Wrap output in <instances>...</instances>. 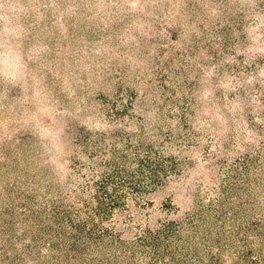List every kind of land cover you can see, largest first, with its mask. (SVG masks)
Returning <instances> with one entry per match:
<instances>
[{
    "label": "rangeland",
    "instance_id": "374dc122",
    "mask_svg": "<svg viewBox=\"0 0 264 264\" xmlns=\"http://www.w3.org/2000/svg\"><path fill=\"white\" fill-rule=\"evenodd\" d=\"M0 264H264V0H0Z\"/></svg>",
    "mask_w": 264,
    "mask_h": 264
},
{
    "label": "trees",
    "instance_id": "16d2710c",
    "mask_svg": "<svg viewBox=\"0 0 264 264\" xmlns=\"http://www.w3.org/2000/svg\"><path fill=\"white\" fill-rule=\"evenodd\" d=\"M13 51H15V50H13ZM8 54H9V56H12L10 53H8ZM9 56L7 58H10Z\"/></svg>",
    "mask_w": 264,
    "mask_h": 264
}]
</instances>
